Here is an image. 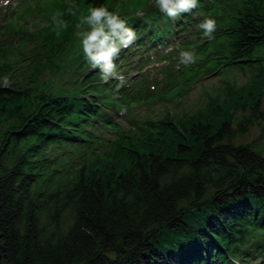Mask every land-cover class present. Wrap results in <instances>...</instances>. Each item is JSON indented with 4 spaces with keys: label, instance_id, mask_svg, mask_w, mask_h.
Instances as JSON below:
<instances>
[{
    "label": "trees",
    "instance_id": "16d2710c",
    "mask_svg": "<svg viewBox=\"0 0 264 264\" xmlns=\"http://www.w3.org/2000/svg\"><path fill=\"white\" fill-rule=\"evenodd\" d=\"M62 10L71 27L73 10ZM245 13L240 36L212 46L218 63L253 75L131 164L119 144L95 170L48 175L39 158L56 139L55 102L41 92L50 103L34 107L25 91L0 101V264H207L252 227L262 234L264 150L236 140L264 122V0Z\"/></svg>",
    "mask_w": 264,
    "mask_h": 264
},
{
    "label": "clouds",
    "instance_id": "9594fccd",
    "mask_svg": "<svg viewBox=\"0 0 264 264\" xmlns=\"http://www.w3.org/2000/svg\"><path fill=\"white\" fill-rule=\"evenodd\" d=\"M11 0H2L4 5H8ZM199 5V0H154V6L170 20L176 21L183 14L191 13ZM15 7V5H13ZM53 21L57 22L54 30L59 36L61 29H67L68 25L64 21H58L56 16ZM88 26V30L77 31L80 37L83 57L91 69H100V79L104 83L110 80L118 81L117 90L125 83L124 77L117 71L114 57H119L122 50L132 47L138 39V34L134 28L128 25L126 19L115 11L109 10L104 4L90 6L87 15L80 17L77 29L83 25ZM44 27H47L45 23ZM202 30L205 38H211L217 29V21L212 17H205L197 25ZM180 63L184 66H191L196 63V56L190 49L179 52ZM3 87H10L9 81L3 82Z\"/></svg>",
    "mask_w": 264,
    "mask_h": 264
},
{
    "label": "rangeland",
    "instance_id": "374dc122",
    "mask_svg": "<svg viewBox=\"0 0 264 264\" xmlns=\"http://www.w3.org/2000/svg\"><path fill=\"white\" fill-rule=\"evenodd\" d=\"M239 75L242 76V79H245V76L243 74ZM196 97L197 96L191 97V100L195 101ZM239 113L240 111L237 112V114ZM236 141L239 143H250L253 146L264 150V122L263 124H255L254 126H252L250 131L246 135L240 137Z\"/></svg>",
    "mask_w": 264,
    "mask_h": 264
}]
</instances>
